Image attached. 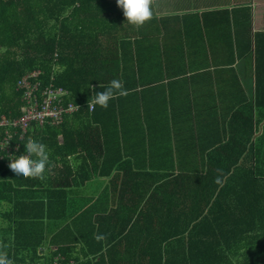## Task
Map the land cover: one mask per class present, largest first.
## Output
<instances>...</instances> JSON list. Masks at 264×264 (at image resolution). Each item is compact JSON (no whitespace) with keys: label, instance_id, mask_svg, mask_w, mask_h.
I'll use <instances>...</instances> for the list:
<instances>
[{"label":"trees","instance_id":"trees-1","mask_svg":"<svg viewBox=\"0 0 264 264\" xmlns=\"http://www.w3.org/2000/svg\"><path fill=\"white\" fill-rule=\"evenodd\" d=\"M100 1L0 0V50H9L0 52V118L20 116L16 84L35 70L43 71L45 85L55 76L57 86L70 91L67 100L80 106L60 126L49 124L18 142L16 156L25 153L29 137L47 145L51 163L43 181L16 176L0 148V251L14 264H264V136L249 152L250 165H239L244 149L229 153L218 145L211 154L229 153L236 159L234 165L185 166L181 175L156 188L142 209L133 210L130 196L117 210L129 209L133 215H98L111 207L105 193L70 214L71 198L79 195L76 189L91 181L90 171L87 178L80 175L84 165L93 174L112 173L109 159L115 139L108 130L113 124L99 113L111 111L123 99L110 100L107 109L87 108L92 89L103 91L99 85L118 75L107 57L111 42L101 36L108 29L98 15ZM75 154L77 161L85 162L76 169L69 161ZM103 155V160L97 159ZM218 176L222 185L215 182ZM115 184L111 182L117 189ZM129 186L130 193L137 190ZM3 203L11 205L9 212L2 211ZM68 216L72 219L47 243L48 222ZM111 223L122 228L103 229ZM49 247H58L50 257L45 254ZM72 252L74 259L68 256Z\"/></svg>","mask_w":264,"mask_h":264},{"label":"crops","instance_id":"crops-1","mask_svg":"<svg viewBox=\"0 0 264 264\" xmlns=\"http://www.w3.org/2000/svg\"><path fill=\"white\" fill-rule=\"evenodd\" d=\"M99 5L98 15L108 29L101 36L111 42L107 57L127 95L111 111L99 113L113 124L108 130L115 139L109 159L112 173L93 174L84 165L79 174L87 178L90 171L91 181L76 189L79 195L71 198L70 214L105 193L111 207L98 215H133L129 209L117 210L130 196L133 210L142 209L145 199L170 177L181 175L183 167L234 165L236 159L229 153L235 150H245L239 165H250L249 152L264 136V0H154L153 19L139 29L126 21L116 0ZM55 59L56 69L62 70L59 51ZM22 77L15 88L21 114ZM3 129L0 136L10 130L0 126ZM98 132L102 133L100 127ZM218 145L229 153L211 154ZM77 156L69 158L75 169L85 164ZM129 185L137 190L130 193ZM67 219L48 222L47 243L72 218ZM112 224L103 229L122 228ZM57 249L49 247L45 254L50 257ZM73 252L68 255L72 259Z\"/></svg>","mask_w":264,"mask_h":264},{"label":"built area","instance_id":"built-area-1","mask_svg":"<svg viewBox=\"0 0 264 264\" xmlns=\"http://www.w3.org/2000/svg\"><path fill=\"white\" fill-rule=\"evenodd\" d=\"M42 76L43 71L36 70L22 77L18 83L19 90L23 92L22 114L14 119L7 116L0 119L1 127L10 128L0 142L1 149L9 158L16 155L20 148L19 140H24L30 132L34 133L37 129L41 132L49 124L60 126L67 115L79 111V105L77 107V104L67 100L69 90L57 86L55 76L49 85L44 84ZM55 264L61 263L57 260Z\"/></svg>","mask_w":264,"mask_h":264},{"label":"clouds","instance_id":"clouds-1","mask_svg":"<svg viewBox=\"0 0 264 264\" xmlns=\"http://www.w3.org/2000/svg\"><path fill=\"white\" fill-rule=\"evenodd\" d=\"M116 4L123 10L126 21L137 29L153 19L154 0H116ZM99 86L104 90L97 92L94 88L92 89L93 94L87 104L89 111H93L96 106L107 109L110 100L127 95L124 84L119 79H112L107 85L100 84ZM7 144L8 142L5 147ZM24 148V154L10 156L9 169L18 177L43 181L46 178L45 172L50 170V150L46 144L31 137L27 138ZM215 182L221 185L223 183L219 176ZM0 264H14V262L8 258L7 252L0 251Z\"/></svg>","mask_w":264,"mask_h":264},{"label":"rangeland","instance_id":"rangeland-1","mask_svg":"<svg viewBox=\"0 0 264 264\" xmlns=\"http://www.w3.org/2000/svg\"><path fill=\"white\" fill-rule=\"evenodd\" d=\"M5 210H7L8 212L11 210V205L10 204H8V203H3L2 204V211H5ZM0 217H1V215H0ZM6 219V218H5ZM6 223V225H7V222H5Z\"/></svg>","mask_w":264,"mask_h":264}]
</instances>
